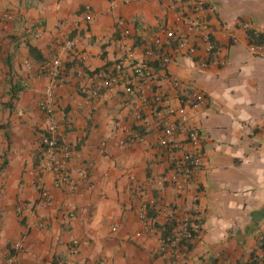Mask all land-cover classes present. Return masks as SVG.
I'll return each instance as SVG.
<instances>
[{
	"label": "crops",
	"instance_id": "1",
	"mask_svg": "<svg viewBox=\"0 0 264 264\" xmlns=\"http://www.w3.org/2000/svg\"><path fill=\"white\" fill-rule=\"evenodd\" d=\"M169 1L120 2L110 10L109 0H0V264L18 241L24 264H251L264 232V55L250 52L241 23L264 25V0H204L213 10L214 40L227 55L224 67L201 69L167 48L172 61L157 79L163 91L184 97L197 87L208 97L198 114L204 167L187 190L167 185L141 193L148 176L168 170L169 157L158 151L156 134L119 144L136 106L122 87L93 94V72L120 55L118 18L131 29L129 48L140 49L161 33ZM86 5L94 15L89 24ZM77 34L76 50L60 55L56 113L60 139L72 147L70 167H86L93 187L84 181L70 192L55 188L53 175L38 168L45 129L39 101L45 64ZM199 56L207 57L202 49ZM173 78L183 82L180 92ZM153 195L169 208L152 211L154 229L141 233L138 209ZM195 205L204 215L203 240L161 251L167 225L174 229L181 211Z\"/></svg>",
	"mask_w": 264,
	"mask_h": 264
},
{
	"label": "built area",
	"instance_id": "2",
	"mask_svg": "<svg viewBox=\"0 0 264 264\" xmlns=\"http://www.w3.org/2000/svg\"><path fill=\"white\" fill-rule=\"evenodd\" d=\"M140 0H109L110 10L120 4L131 5ZM213 10L204 0H170L168 13L161 33L156 35L151 45L140 49L129 48L126 40L131 36V29L125 18H118L116 25L120 30V39L116 40V47L120 51L119 57L111 65H107L93 72L97 95L100 89L115 90L123 88L129 98L136 100V106L131 115V125L126 136L119 144L126 146L137 141H144L148 135L158 136V151L169 157V168L162 175L148 176L140 185L144 190L155 193L167 185L182 192L193 181L197 172L204 167L205 154L203 138L198 125V114L207 103V94L197 87H191L184 97L173 96L159 86L158 77L165 73L172 61L167 48L172 47L185 56L194 58L201 69L210 67H224L227 55L224 48L214 40V28L210 16ZM84 21L89 24L94 15L91 6L84 8ZM241 27L248 33V49L253 54L264 55V25H254L250 22L241 23ZM81 29H79L80 31ZM230 36L233 35L228 30ZM75 37L65 40L59 46V55L51 58L45 64L43 71L47 77L39 109L44 115L45 129L40 136L38 152V168L42 173L53 175L52 185L67 191H76L82 182L89 181L90 173L86 167L71 169L73 158L71 145L62 142L59 136V120L56 113V87L60 84L64 65L60 55L75 51L78 44ZM204 50L207 57L199 56ZM173 89L180 92L183 82L173 78ZM90 99H87L89 102ZM259 128L264 131V124ZM106 147L107 143H101ZM133 179L135 177L132 176ZM41 195L49 196L48 190L41 183ZM168 204L163 203L156 196L141 203L138 209L141 233H150L154 229L151 212L159 209V213L168 210ZM22 209L19 208L18 212ZM30 226L34 222L29 223ZM204 215L198 205L185 208L177 219L175 228L163 235L160 250L178 251L188 242L199 243L204 238ZM43 226L44 222L38 223ZM259 247L252 260L256 264L264 263V232L258 236ZM78 245L77 239L72 241ZM24 248L23 241L16 242L13 252L8 255L3 264H24L20 259V252Z\"/></svg>",
	"mask_w": 264,
	"mask_h": 264
},
{
	"label": "trees",
	"instance_id": "3",
	"mask_svg": "<svg viewBox=\"0 0 264 264\" xmlns=\"http://www.w3.org/2000/svg\"><path fill=\"white\" fill-rule=\"evenodd\" d=\"M30 52L32 54H35L37 52V49H35L34 47L30 46ZM172 230H173V228H169V226L167 225V229H165V234L171 232ZM251 264H256V262L254 260H252Z\"/></svg>",
	"mask_w": 264,
	"mask_h": 264
}]
</instances>
